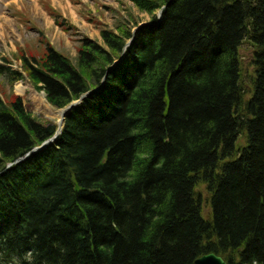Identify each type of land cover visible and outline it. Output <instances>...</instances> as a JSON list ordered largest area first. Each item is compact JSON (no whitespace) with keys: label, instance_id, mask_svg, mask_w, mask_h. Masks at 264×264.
I'll return each mask as SVG.
<instances>
[{"label":"trees","instance_id":"1","mask_svg":"<svg viewBox=\"0 0 264 264\" xmlns=\"http://www.w3.org/2000/svg\"><path fill=\"white\" fill-rule=\"evenodd\" d=\"M132 2L151 16L134 35L103 27L75 61L47 44L0 65L55 109L95 90L8 168L58 127L0 87V264H264V0Z\"/></svg>","mask_w":264,"mask_h":264},{"label":"rangeland","instance_id":"2","mask_svg":"<svg viewBox=\"0 0 264 264\" xmlns=\"http://www.w3.org/2000/svg\"><path fill=\"white\" fill-rule=\"evenodd\" d=\"M57 16L66 21L69 31L57 25ZM150 21L151 16L140 12L132 0H0V65L9 59L10 67L17 69L20 55L40 56L47 44L75 61L81 39L103 45V27L114 31L121 23L132 27L136 22L146 25ZM240 53L248 70L247 78L252 72L249 67L252 48L246 44ZM0 87L23 99L26 109L37 121L57 124L60 110L49 105L44 93L35 91L28 81L10 88L6 78L0 77ZM197 191L202 193V215L209 219V193L205 186Z\"/></svg>","mask_w":264,"mask_h":264},{"label":"water","instance_id":"3","mask_svg":"<svg viewBox=\"0 0 264 264\" xmlns=\"http://www.w3.org/2000/svg\"><path fill=\"white\" fill-rule=\"evenodd\" d=\"M161 14H162V10L158 13V15L161 17L162 16ZM141 26H143V25H141ZM130 43L131 42H129V44ZM122 59H123V57L119 61H117L115 64L121 62ZM93 93L94 92H88L85 95H83V98L80 99L79 101L73 102L70 106L63 108L61 110L62 111V117H61L62 121L60 123L61 128L57 131L56 135L54 137H52L51 140L44 142V144L41 145L40 147H37V148L33 149L32 151H30L25 157L19 158L18 161H16L14 164H9L8 168H11L13 165H19V163H23L25 161H28V160H30L31 157L35 156L36 154L40 153L41 151H44V150L52 147V145L58 140V138L62 134V127H64V124L66 121L65 118L67 117V115L70 112H72L75 107H78L83 102V100L85 98H87L89 95H91ZM196 264H228V263L225 259H223L222 257H218L214 253V254H208V255L202 256V258L198 259Z\"/></svg>","mask_w":264,"mask_h":264},{"label":"bare ground","instance_id":"4","mask_svg":"<svg viewBox=\"0 0 264 264\" xmlns=\"http://www.w3.org/2000/svg\"><path fill=\"white\" fill-rule=\"evenodd\" d=\"M166 7H164L163 8V10L165 9ZM163 12V11H162ZM162 15V14H161ZM163 16V15H162ZM162 16L160 17V16H158V21L162 18ZM135 40V39H134ZM133 40V41H134ZM112 69V68H111ZM105 86V79H103V81L101 82V87L99 88V90L102 88V87H104ZM85 95V94H84ZM82 98H83V96H82ZM81 98V99H82ZM61 117H62V111H59V112H57V120H58V122H57V127H58V129H57V131L61 128V125H60V123H61ZM63 128V127H62ZM56 131V132H57ZM243 141V143H241ZM245 143V139H244V137L239 141V145H241V146H243V144ZM198 192V191H197ZM202 211H203V208H202ZM209 254H214V252L213 253H209ZM216 254V253H215ZM205 255H208V254H205ZM218 257H222L221 255H218V254H216ZM202 256H204V255H202ZM200 258H202V257H200ZM200 258H198V259H200ZM223 258V257H222ZM198 259H197V261H198ZM224 259V258H223ZM226 260V259H225ZM196 261V262H197ZM227 261V260H226ZM196 262H195V264H196ZM228 263V262H227Z\"/></svg>","mask_w":264,"mask_h":264}]
</instances>
